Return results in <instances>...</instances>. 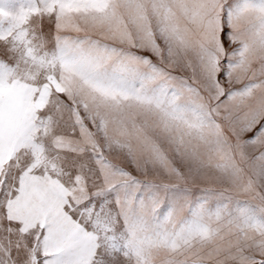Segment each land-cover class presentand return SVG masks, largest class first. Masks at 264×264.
Segmentation results:
<instances>
[{
  "label": "snow or ice",
  "instance_id": "1",
  "mask_svg": "<svg viewBox=\"0 0 264 264\" xmlns=\"http://www.w3.org/2000/svg\"><path fill=\"white\" fill-rule=\"evenodd\" d=\"M0 264H264V0H0Z\"/></svg>",
  "mask_w": 264,
  "mask_h": 264
}]
</instances>
